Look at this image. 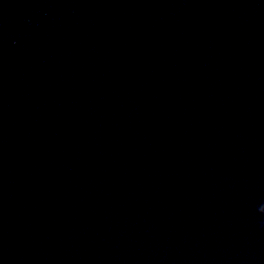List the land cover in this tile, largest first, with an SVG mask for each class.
Wrapping results in <instances>:
<instances>
[{"label": "water", "instance_id": "95a60500", "mask_svg": "<svg viewBox=\"0 0 264 264\" xmlns=\"http://www.w3.org/2000/svg\"><path fill=\"white\" fill-rule=\"evenodd\" d=\"M0 264H264V0H0Z\"/></svg>", "mask_w": 264, "mask_h": 264}]
</instances>
